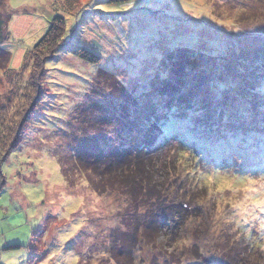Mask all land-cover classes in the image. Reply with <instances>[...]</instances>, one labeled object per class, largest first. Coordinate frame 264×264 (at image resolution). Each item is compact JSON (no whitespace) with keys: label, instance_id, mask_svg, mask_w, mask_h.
Instances as JSON below:
<instances>
[{"label":"rangeland","instance_id":"obj_1","mask_svg":"<svg viewBox=\"0 0 264 264\" xmlns=\"http://www.w3.org/2000/svg\"><path fill=\"white\" fill-rule=\"evenodd\" d=\"M77 1L69 10L63 0H7L11 11L7 23L10 39L0 48L10 54L4 53L10 58L8 67L21 69L26 52L44 35L57 11L67 19L68 42L47 63L42 80L44 99L25 126L22 143L3 166L7 183L0 193V264H78L76 249L89 246V252H96L106 245L104 252L109 251L107 243L118 220L119 199L113 194L97 195L84 185L68 186L56 158L61 137L79 136L72 118L78 106L86 105L100 70L111 73L139 97L149 95L151 89L156 94L155 90L164 83L172 84L173 69L179 67L180 72L185 67L182 78L190 95L205 94L209 109L225 105L218 113V125L213 127L212 137L207 140L210 144L214 145L222 133L226 144L241 145L240 137L234 139V134L225 133L227 125L235 130L240 119L255 127L264 126V41L259 39V34L253 37L241 34L237 25L231 26L236 15L229 0H131L124 5H112L108 0ZM217 7L233 18L213 13ZM248 15L243 19L251 22L254 29L258 31L264 26L259 25L264 18ZM75 46L95 52L101 63L92 64L74 57L69 50ZM181 48L189 52L185 66L181 64L185 53L177 54L176 62L166 61L170 53ZM234 49L241 51L243 56L238 60L244 62L245 70H252L246 76L256 80L249 92L241 88L246 83L245 75H239L236 80L237 60H231ZM223 51L227 59L217 66L215 58L224 55L220 54ZM197 72L194 79L192 74ZM204 72L209 73L211 80L203 78ZM202 82L208 90L199 86ZM10 85L11 79L9 82L0 70V96L9 94ZM15 103L17 106L18 101ZM187 115L195 119L203 117L194 108ZM222 125L223 129L217 128ZM210 130L203 128L199 134ZM133 136L141 137L132 135L129 140L133 141ZM250 144L253 149L257 147L258 161L249 162L242 156L246 150L213 158L205 149L197 155L199 164L194 158H187L172 172L181 178L192 172L188 174L191 180L195 183L200 180L207 186L205 193L208 191L212 196L207 203L213 209L210 219L218 232L217 239L220 236L228 239L235 250L254 239L256 252L247 255L252 261L247 260V264L258 259L264 264V140ZM210 157L218 161L212 162ZM188 166L192 169L187 171ZM194 234L191 238L197 236ZM158 242L155 250L149 248L141 254L140 264L143 258H147L144 264H150L162 257L161 251L173 252L168 242L163 239ZM192 242L177 246L180 249L173 255L174 263L189 264L187 255L196 258L193 252L197 246ZM173 244L170 242L169 246ZM11 245L17 247L5 249ZM101 249L96 257L109 264V254L104 255ZM241 250L246 252L247 248ZM210 262V257L201 256L194 263Z\"/></svg>","mask_w":264,"mask_h":264},{"label":"trees","instance_id":"obj_2","mask_svg":"<svg viewBox=\"0 0 264 264\" xmlns=\"http://www.w3.org/2000/svg\"><path fill=\"white\" fill-rule=\"evenodd\" d=\"M63 1L69 10L78 2ZM130 1L108 0L112 5H124ZM228 2L236 15V21L231 26L237 25L241 34H249L252 37L259 34V39L264 41V26L257 31L251 22L243 19L251 13L253 14L248 15L249 17L253 15L254 18H264V0ZM7 6V0H0V46L10 39L7 23L11 18V11ZM219 10L217 7L216 10L213 9V13L218 12L220 16L233 18L224 9ZM259 25H264V20H261ZM67 32V19L57 11L44 35L26 52L24 63L19 70L8 67L10 58H6L4 53H8V56L10 54L0 48V70H3L9 82L11 79L9 94L0 96V193L7 183L3 173L4 163L10 153L22 143L25 126L44 99L42 80L46 65L53 61L56 54L67 44ZM184 49L170 53L166 61L176 62V55L185 53L182 56L184 61H181L185 66L189 52ZM69 52L85 62L101 63V57L88 48L75 46ZM225 52H220L224 55L215 58L217 66L227 59ZM240 52L234 49L231 60H237L234 65L236 80H239V75H245L243 78L246 83L243 82L241 88L244 92H249L256 80H250L251 78L246 76V73L252 74V70H245L244 62L238 60L243 56ZM179 70V67L173 69L175 80L172 84L164 83L159 90H155L156 94H153L151 89L152 91H148L149 95L143 94L139 97L111 73L100 70L87 96L86 105L76 108L72 124L79 136L61 137L56 149V158L66 184L70 187L84 185L100 196L113 194L120 201L118 220L107 243V246H110L109 251L104 252L106 245L97 248L96 252H89V246L76 249L79 254L78 264H106L95 255L101 248L104 255L109 254V264H140L141 254L149 248L155 250L160 239L169 245L170 242L174 243L172 247L168 245L173 252L161 251L162 257L154 259L150 264H176L173 255L180 249L177 246L187 241H193V245L197 246V251L193 252L195 259L185 255L189 264H195L201 256L210 257L209 264H247V260L250 261V256L247 255L256 252V247L252 244L254 239L251 237L253 241H246L245 246L241 245V248H247L249 253L243 252L239 246L235 250L230 242L226 241L228 239L225 240L222 236L217 239L218 232L213 228V221L211 223L210 219L213 209L210 210L207 203L208 198L212 196L210 197L208 191L205 193L207 186L202 185L200 180L198 183L191 180L192 176L188 174L192 172H188L186 178H181L172 171L187 158H194L199 164L197 155L205 149L209 150L213 158H222L228 153L240 154L239 149L246 150L247 153L242 156L249 162L258 161L257 147L253 149L254 146L250 143L254 141L257 144L264 140V126L255 127V124H246L240 119L236 122L235 130L227 125L225 133L234 134V139L240 137L241 145L226 144L222 133L218 134L214 145L210 144V140H207L212 137L213 127L218 125V113L225 109V105L209 109L205 94L192 92L190 95L182 78L185 67H182L180 72ZM197 74L198 72L192 74L195 75L194 79ZM203 74L204 79L211 80L209 73ZM199 86L207 89L203 82ZM12 100L18 101L17 106ZM191 108L203 117L195 119L192 115L188 116ZM223 126L217 128L223 129ZM208 127L211 128L210 131L199 134L203 128ZM132 135L141 137L133 136L131 141L129 139ZM196 137L197 143L194 141ZM210 159L212 162L218 161H213L212 157ZM191 169L192 166L186 168L187 171ZM192 234L197 236L191 238ZM243 238L245 239L244 236ZM16 247L11 245L5 249ZM181 251L184 252L185 248ZM143 259L144 264L147 258ZM206 260L209 261L205 259V262ZM255 262L254 264H261L260 259ZM179 264H184V261Z\"/></svg>","mask_w":264,"mask_h":264}]
</instances>
